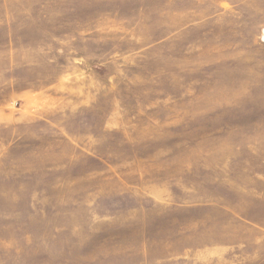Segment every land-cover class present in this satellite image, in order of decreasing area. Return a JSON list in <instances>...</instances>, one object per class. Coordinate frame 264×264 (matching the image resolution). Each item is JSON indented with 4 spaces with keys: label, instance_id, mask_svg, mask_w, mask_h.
<instances>
[{
    "label": "rangeland",
    "instance_id": "rangeland-1",
    "mask_svg": "<svg viewBox=\"0 0 264 264\" xmlns=\"http://www.w3.org/2000/svg\"><path fill=\"white\" fill-rule=\"evenodd\" d=\"M0 264H264V0H0Z\"/></svg>",
    "mask_w": 264,
    "mask_h": 264
}]
</instances>
